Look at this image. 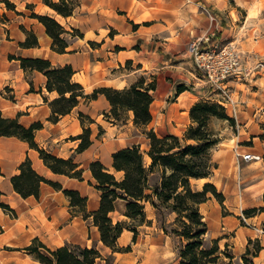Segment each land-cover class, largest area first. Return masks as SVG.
Returning a JSON list of instances; mask_svg holds the SVG:
<instances>
[{"label":"crops","instance_id":"crops-1","mask_svg":"<svg viewBox=\"0 0 264 264\" xmlns=\"http://www.w3.org/2000/svg\"><path fill=\"white\" fill-rule=\"evenodd\" d=\"M16 6V0H10ZM35 1V0H34ZM138 1L133 3L134 9ZM178 2L179 0H174ZM174 1L153 0L160 12L182 10ZM183 9L191 12L183 29L177 28L174 21L158 23L151 30H145L139 22L135 28L125 24V33L130 37V45L134 46L136 39H143L136 49L131 47L125 54V60H131L129 68L125 67V77L120 71H112L114 59L108 48L109 36L105 31L110 22H104L99 28L93 26L81 30L82 35L76 39H67L65 51L57 52L51 48V38L45 32L41 22L35 17L27 16L16 20L9 12L14 9L0 6V112L3 116H16L20 123L28 125L40 120L41 127L34 131V140L39 147L63 158L71 157L81 168V177L69 176L53 172L44 164L36 148L29 146L27 141L15 135H0V200L7 203L13 214L0 207V264H32L34 258L25 252L24 246L37 236L49 247H55L65 242L81 245H95L99 250V257L95 264H105L104 258L111 256L109 264H175L177 262V248L179 238L164 232L157 220L155 208L145 202V216L149 223L137 226V233L122 229L117 236V244L128 246L122 251L112 250L102 243L98 228L91 221V217L83 218L82 214L69 204V198L62 191L63 188L76 189L82 196H86L85 208L91 211L98 206L99 190L95 187L88 164L93 159H99L115 176L122 175L121 170H115L111 165V153L120 147L130 144H140L147 139L143 128L132 121V111L126 112L124 121H111L103 112L109 108V103L103 94H98L91 100L80 99L70 111L62 114L56 121L48 116L51 112L49 101L57 96L56 90H47L45 75L36 69H23L18 56H39L50 60L54 65L70 63L74 69L72 79L79 82L85 92L92 91L98 86H113L121 88L134 82L137 77L144 82L154 81L151 91L153 99L150 103L151 120L146 129H153L158 135L174 133L180 135L189 123L188 110L192 103L200 98H212L216 93L212 91L204 79L195 71L192 58L186 51L187 42L193 36L199 35L212 28L213 24L199 4L208 5L212 10L228 12L236 7L245 11L243 31L231 27L233 38L241 49L253 51L254 61L250 67L244 66L243 71L231 76L227 83L231 96L236 100L238 131L227 140L232 145L231 150L223 151L216 159L215 171L208 177L198 178L201 184L210 181L217 191L223 195V209L218 223H222V230L213 231L212 237L218 238V244L231 249L233 258L238 257L235 264H244L240 255L244 251L248 238L258 239L261 245L259 251L252 257L255 264H264V210H256L246 217V223H240V209L259 207L264 203V0H182ZM233 2L230 4L229 2ZM2 0H0V5ZM96 4L89 6V11L96 13H110L111 8L104 6L102 0H95ZM132 0H125V10L129 13ZM44 6L53 10L47 4ZM111 6V5H110ZM164 7V10L162 8ZM16 12V11H15ZM40 11L39 13H45ZM76 11L62 16L56 13L57 20L68 29L78 26L70 20ZM202 13V14H201ZM195 14V15H194ZM199 14V15H198ZM4 15L6 18H2ZM106 20V18H103ZM174 23V26H173ZM32 30L37 37L38 44L23 47L19 42L25 39V32ZM176 26V28H175ZM221 35L227 30L220 25ZM98 31V32H97ZM162 37L160 41L150 42V35ZM243 35V36H242ZM223 39L226 37L221 36ZM99 45H89V42ZM259 57V58H258ZM117 64L118 62L115 61ZM242 70V69H241ZM241 75H249L255 83V88L240 86ZM183 83L186 88L175 93V85ZM233 98V97H232ZM79 111L88 115L92 121H86L90 127L91 143L83 150L77 151L79 142L77 135L82 130ZM179 112L182 114L179 115ZM181 116V120H179ZM99 128L101 131L99 132ZM148 148V139L145 142ZM254 152L262 155L259 160H243L236 157L234 151ZM29 158L32 167L43 177L56 181L61 188H55L48 182L41 181L37 197L30 194L21 196L11 186L10 176L17 172L18 164ZM146 163L149 157L144 152ZM155 182L159 178V171L154 170L150 179ZM209 195V194H208ZM210 196L199 204L203 213ZM239 210V212H237ZM124 201L115 200V208L109 213L112 221L124 219ZM206 220V215L203 214ZM174 212H166V222H171ZM208 230L209 222L206 220ZM145 226L143 230L138 227ZM208 233V231H207ZM40 264H44L38 262Z\"/></svg>","mask_w":264,"mask_h":264},{"label":"trees","instance_id":"trees-1","mask_svg":"<svg viewBox=\"0 0 264 264\" xmlns=\"http://www.w3.org/2000/svg\"><path fill=\"white\" fill-rule=\"evenodd\" d=\"M6 8L14 9L15 4L10 0H2ZM56 13L70 15L77 6L72 0H43ZM30 5V3H27ZM35 17L45 28L51 38V48L57 52L65 51L67 39L65 33L81 36L77 28L67 30L56 18L47 13L32 11ZM26 36L19 42L20 46L28 47L38 44L36 34L32 30L22 27ZM23 69H36L45 77L47 90H56L57 96L49 101L51 112L48 119L56 121L58 117L75 106L80 99L91 100L98 94H103L109 103L103 115L111 121L121 119L120 113L132 111V121L143 128L148 139L146 154L148 163L139 144H130L120 147L111 153V165L115 170H121L120 177L108 170L99 160L93 159L88 168L94 178L95 187L99 190L98 206L87 211L85 208L86 196L78 190L63 188L62 191L69 198V204L80 212L83 218L91 217L99 231L100 240L113 251L128 249V246L117 244V236L126 228L137 233V226L149 223L145 216L144 205L149 202L156 211L157 220L164 232L179 238L177 248V262L175 264H235L233 254L220 249L218 238H208V225L199 209V204L205 201L210 192L218 200H223V195L217 191L216 186L210 181H204L200 187L193 185L192 180L212 175L216 161L212 157L213 148L220 141L215 131L210 126L212 118L226 119L230 123L234 119L229 116L223 104L212 98H200L191 104L188 110L189 123L180 135L164 133L158 135L153 129H146V124L151 120L150 103L153 99L152 90L154 81L144 82L142 77L127 86L117 88L113 86H98L90 92H85L83 86L71 77L74 69L70 63L54 65L49 59L39 56H18ZM186 86L183 83L175 85V93H179ZM82 130L77 135L80 139L77 151L83 150L91 143L90 127L86 121L92 119L79 111ZM40 120L28 125L19 122L16 116H3L0 112V135H15L27 141L29 146L38 150L42 158L53 172L69 176L81 177V168L71 157L56 156L42 147L34 140V131L41 127ZM101 129L99 128V132ZM17 172L10 176L12 188L21 196L39 194L41 181L48 182L55 188H61L56 181L47 179L32 167L29 158L22 160L17 166ZM159 171V178L151 182L150 174ZM1 193V190H0ZM124 201V219L112 221L110 212L115 208V200ZM0 207L13 213L9 205L0 200ZM256 210H264V203L259 207L242 209L248 216ZM166 212H174L171 222H166ZM25 252L34 259L44 264H95L101 257L95 245H81L79 243L65 242L55 247L47 246L37 236L33 237L24 247ZM261 248L258 239L248 238L246 247L240 258L244 264H255L252 257ZM228 257L225 262L221 255Z\"/></svg>","mask_w":264,"mask_h":264},{"label":"rangeland","instance_id":"rangeland-1","mask_svg":"<svg viewBox=\"0 0 264 264\" xmlns=\"http://www.w3.org/2000/svg\"><path fill=\"white\" fill-rule=\"evenodd\" d=\"M54 1H57V0H54ZM102 1H103L104 6H109V8H111L110 13L105 14L101 12V13L94 14L92 11H89V6L92 4H96L95 0H72V2L77 4V6L73 10V11H76L74 18L72 17L70 18V20L72 21V23L74 22V25L76 24L78 26L77 29L80 32L81 30L89 29L93 26H96V28H99V31L104 32V30L100 27L105 25L104 22H110L108 28L105 31L106 32L105 36L110 37V39H107V40H108V46H109L108 48L110 49L111 55L114 59V66H113L112 71H120L121 73H123V75H121L122 77H125V67L129 68L132 63L131 60H125V54L128 52V50H130L131 47H135L137 49L140 46L139 42L142 43L143 41V39L142 40L136 39L134 46L130 45L131 41L128 35L130 31L128 30V33H125L124 26L126 23L128 24L129 28L132 27L134 29L136 26L134 25V23L139 22V24L142 25V28L148 31V30L153 29L155 25H157L160 22L164 23V22L171 20V21L176 22L175 25L177 26V28L183 29L185 25L184 22L190 19V16L192 15L191 12H186L183 9L182 6L183 4L185 5L186 3H184L182 0H179L178 2L172 0L174 1V3L180 5L182 10L179 9L178 11H175V10L169 11L167 9L166 12L165 11L160 12L159 11L160 7L159 6L155 7L153 4V0H146V2L138 1V6L135 7L134 9L133 3H136V0H132V3L130 4L128 8L129 10L128 14L125 10V0H102ZM163 1H171V0H163ZM27 3H30V5H27ZM229 3L233 4V2L231 1ZM0 6H5L4 2L3 3L1 2ZM16 6L18 8V9H15L16 12L15 11L9 12L10 16H12V18L16 20L25 19V17L29 16L32 11L39 13L40 11H44V10L46 11L45 13L52 15L54 18H56V20L57 18L60 19V17L56 14L54 10L48 9L47 7L44 6L43 0H35V1L34 0H16ZM205 8L213 16L216 17V26L220 30L216 34L218 36L226 37V39H223L222 42L230 41L231 39L237 38V36L233 38L232 30L230 33L229 29L231 27L233 28L236 27L237 30L243 31L245 27L247 26V24L246 25L244 24L245 11L243 10V8L236 7L230 10L229 12L228 10H224L223 12L214 11L206 4H205ZM205 8H203L202 4H199L198 6V9L200 11H203L204 15L207 16V12ZM162 10H164V7L162 8ZM2 18H6V17L2 15ZM103 18H106V20ZM212 24L213 26H215L214 23ZM220 25L227 28V30L222 35H221L222 31L220 29ZM173 26H174V23H173ZM72 28H75V27L70 25L67 30L71 31ZM21 29H22V26H21ZM159 34L160 33L151 34L149 44L150 42H153V44H155V41H160L162 37ZM66 37L69 39L74 38V37L78 39L77 38L78 35L67 34ZM233 43H235V45L241 51V55H242V65H241L242 70L241 71H243L244 66L250 67V64H252L254 61L253 58L256 55L253 51L241 49L238 46L236 40H234ZM94 44L99 45V43L96 41L89 42V45H94ZM115 61H117L118 63L116 64ZM195 71L198 73V75L201 76L200 71L196 67H195ZM138 78L140 77H137V79ZM240 81H242L240 86H245L249 89L255 88L257 87V85H259V83L257 84L255 83V81L251 80L249 78V75H246V76L241 75ZM213 97L216 99L219 97V95L215 94L213 95ZM232 97L234 98V96ZM225 111L229 116H231L229 106L225 107ZM181 114L182 113L179 112V115ZM120 117L121 119L119 120L124 121L126 118V112L125 111L121 112ZM178 119L181 120V116H179ZM210 126L215 131L216 135L220 138V141L213 148V153H212V157L216 159L223 151L227 149L231 150L232 145L229 143L227 139L232 137L234 134H237L238 125H236L235 119L233 123H230L226 119L212 118L210 120ZM259 127H264V126H262V124H259ZM146 140L147 139H144L139 144V148L143 153L145 152V148H146V144H145ZM152 180L153 178L151 179V182ZM192 183L196 187H200L202 185L201 179H193ZM208 194L211 199L210 201L206 202V205H205L206 207L202 208V211H203L202 214L206 215V220H208L209 222L210 229L208 230L207 236L208 238H211L213 231L222 230L221 228L222 223L220 222L218 223V217L220 216L221 213H226V211L223 209V204L221 200H218L210 192H208ZM237 212H239V210H237ZM240 223L244 224L246 223V221H243L240 219ZM138 228L140 230H143L145 226L138 227ZM1 230L2 228L0 227V231ZM220 249H224L228 253L231 252V249L224 245H220ZM221 256H222L221 259L223 261L226 262L228 260V257L224 256L223 254ZM111 259H112L111 256L108 255L104 258L103 263L109 264L111 262ZM237 260H238V257L232 258L233 262H237ZM38 262H39L38 260L34 259L32 264H40ZM220 263L221 261H219L218 264Z\"/></svg>","mask_w":264,"mask_h":264},{"label":"built area","instance_id":"built-area-1","mask_svg":"<svg viewBox=\"0 0 264 264\" xmlns=\"http://www.w3.org/2000/svg\"><path fill=\"white\" fill-rule=\"evenodd\" d=\"M207 16L212 26L211 29L193 36L189 39L186 51L192 58L194 66L200 71L202 78L209 85L213 92L219 95L216 100L230 107V114L237 119L236 100L232 98L230 86L227 83L231 76L241 72L242 55L233 41L222 42L223 38L216 33L219 28L216 26V17L213 16L206 8ZM236 125L237 121H236ZM236 157L243 160H259L262 155L254 152L234 151ZM241 220L246 221V217L240 209ZM260 232L264 229L258 227Z\"/></svg>","mask_w":264,"mask_h":264},{"label":"bare ground","instance_id":"bare-ground-1","mask_svg":"<svg viewBox=\"0 0 264 264\" xmlns=\"http://www.w3.org/2000/svg\"><path fill=\"white\" fill-rule=\"evenodd\" d=\"M201 180H203V179H201Z\"/></svg>","mask_w":264,"mask_h":264}]
</instances>
